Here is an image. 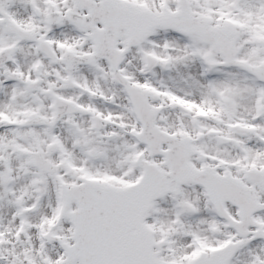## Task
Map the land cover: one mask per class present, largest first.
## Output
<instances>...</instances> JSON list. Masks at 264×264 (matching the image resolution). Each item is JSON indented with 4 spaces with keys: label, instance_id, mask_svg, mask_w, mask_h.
<instances>
[{
    "label": "snow or ice",
    "instance_id": "1",
    "mask_svg": "<svg viewBox=\"0 0 264 264\" xmlns=\"http://www.w3.org/2000/svg\"><path fill=\"white\" fill-rule=\"evenodd\" d=\"M0 264H264V0H0Z\"/></svg>",
    "mask_w": 264,
    "mask_h": 264
}]
</instances>
